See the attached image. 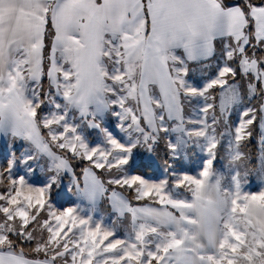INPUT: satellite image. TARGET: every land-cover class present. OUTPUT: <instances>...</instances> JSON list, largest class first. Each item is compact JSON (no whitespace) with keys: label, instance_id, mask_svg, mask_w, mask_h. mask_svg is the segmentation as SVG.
I'll return each instance as SVG.
<instances>
[{"label":"snow or ice","instance_id":"6c2138e0","mask_svg":"<svg viewBox=\"0 0 264 264\" xmlns=\"http://www.w3.org/2000/svg\"><path fill=\"white\" fill-rule=\"evenodd\" d=\"M0 264H264V0H0Z\"/></svg>","mask_w":264,"mask_h":264}]
</instances>
